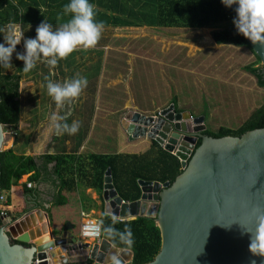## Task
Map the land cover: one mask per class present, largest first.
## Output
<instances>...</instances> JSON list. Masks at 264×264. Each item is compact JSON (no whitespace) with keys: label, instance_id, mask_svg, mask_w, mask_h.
<instances>
[{"label":"water","instance_id":"obj_1","mask_svg":"<svg viewBox=\"0 0 264 264\" xmlns=\"http://www.w3.org/2000/svg\"><path fill=\"white\" fill-rule=\"evenodd\" d=\"M235 7L230 8L235 12ZM245 39L264 68V45ZM122 127L129 140H155L177 156L182 167L173 182L139 179L140 197L133 201L118 195L111 169L105 171L104 213L120 220L151 217L160 230V250L144 264H264V256L249 251L250 234L244 230L254 226L257 212H264V127L239 136H208L203 133L204 116L177 112L173 103L155 115L131 110ZM4 131L0 121V152L11 138ZM47 208L44 203L36 208L37 214H46ZM22 218L11 223L0 219V264H34L35 259L48 256L53 264L58 247L71 262L79 256L91 264H112L105 258L110 252L105 240L102 251L98 244L92 252L87 250L89 244L77 250L74 235L53 236L46 228L23 232ZM72 228L67 222L65 230ZM117 258L120 264H128Z\"/></svg>","mask_w":264,"mask_h":264},{"label":"trees","instance_id":"obj_2","mask_svg":"<svg viewBox=\"0 0 264 264\" xmlns=\"http://www.w3.org/2000/svg\"><path fill=\"white\" fill-rule=\"evenodd\" d=\"M66 3L68 0H0V29H5L9 23H17L24 30L25 25L31 22L32 30L27 32L30 37L36 34V27L44 19L56 25L66 22L69 19L63 15ZM90 3L94 5L96 20L102 21L106 28L132 24L182 28L215 27L212 32L215 43L247 47L253 52L245 37L237 32L234 25L217 28L222 22L235 16V12L224 6L221 0H90ZM21 7L24 9L23 13L20 11ZM3 42V33H0V43ZM253 54L256 57L255 64L259 63L260 66L247 65L245 70L257 78L260 87H264V68L260 58L254 52ZM20 79V73L10 74L0 69V121L5 128L17 129L19 125ZM171 103H174L177 111H183L178 107L175 97ZM202 114L207 119L206 110ZM262 127L264 105L257 109L237 132L224 127L214 131L206 126L203 133L212 137L239 136L248 130ZM200 142L198 139L196 147ZM118 148L120 150L118 153L103 155L71 153L32 156L16 154L12 148L3 150L0 152L1 190H12L14 187L13 194L22 203L18 208H14V211L22 214L27 211L25 197L37 199L38 193L35 187L28 188L26 183L19 184L24 175H28L27 181L38 185L48 183L53 189L58 190L54 195L53 205L63 206L68 203L66 195L75 193L79 186L84 189H95L101 198L107 168L111 169L118 195L125 201L137 200L140 197L139 179L173 182L182 172L179 158L164 150L151 138L129 140L127 132L120 128ZM100 223L102 232L108 225H113L121 232L131 230L133 240L131 247L121 243L119 238H107L116 247L133 251V260L130 264L149 262L160 250L161 235L154 218L144 216L120 220L103 211ZM73 224L74 235L78 237L79 223ZM75 264H91V261Z\"/></svg>","mask_w":264,"mask_h":264},{"label":"rangeland","instance_id":"obj_3","mask_svg":"<svg viewBox=\"0 0 264 264\" xmlns=\"http://www.w3.org/2000/svg\"><path fill=\"white\" fill-rule=\"evenodd\" d=\"M20 11L23 13V7L20 8ZM234 17L222 22L217 28L234 25ZM49 23L52 24V22ZM52 25L55 28L59 24ZM32 26L33 24L29 22L25 25L24 30L21 28L24 31V37L35 38L36 34L30 37L27 34L32 30ZM215 29V27L146 29L159 32L156 35L158 36L157 40L160 39L161 46L164 47L161 50L159 45H156L155 49L142 48V46L146 47L147 44L153 43L154 39H152L150 31L140 32V28L135 27L134 24L123 26L117 30L114 27H105L98 45H107L110 69L122 72L120 77L113 79V82L110 81V86L112 85L117 90L110 89L109 96V100L112 101L109 102L113 119L117 122L121 121L124 115L131 110L143 115H155L158 110L169 106L172 97H175L178 107L183 112L188 111L193 117L204 116L202 112L206 110L207 119L204 116V123L211 130L217 131L224 127L237 132L249 121L252 114L264 105V87H260L257 78L245 70V66L255 64L256 57L253 52L247 47L230 43H215L212 37V32ZM141 36H146V38L139 39ZM153 37L155 38V36ZM117 47L120 48V51H117ZM16 51L24 52L23 40L16 46ZM78 52L83 53L84 50L80 49ZM101 52L103 51L101 50ZM143 52L148 55L151 53V56L148 59L140 58ZM159 52L160 55H158ZM75 54L79 55L76 51ZM112 58H120L119 63H111ZM132 60H136L137 63L140 61V65L143 67L147 60L156 61L151 66L153 67L152 71H145V74L140 76L137 74L139 66L134 64L135 61L132 63ZM67 62L68 60L64 59L58 63L57 67L61 69V73L54 71L56 68H50L47 64L42 65V62H39L41 66H38L42 72L36 87L38 92L39 90L44 92L41 96L42 100L47 94L43 88L44 83L49 80L61 82V77L64 76L68 79L70 74L68 71H63ZM147 62L149 64L150 61ZM11 63L13 68L4 71L10 74L19 73L23 61L16 59L15 52L12 55ZM255 66H260V64H255ZM127 69L130 70L129 73L127 71L128 74L124 72ZM117 76L114 75V77ZM110 77L113 76L110 74ZM33 80H36V77ZM21 82L22 76L20 90ZM87 83H89L88 79ZM23 86L24 89H27L26 91L31 92L35 87L31 82H26ZM119 87L121 91L117 93ZM144 88L148 90H142ZM130 89L135 91L131 92ZM130 93L138 95L131 97L128 95ZM116 94H119V98ZM47 97L50 96L44 98L50 105L53 100L51 97L48 100ZM126 101L127 103L122 105V102ZM10 130L11 128H5L6 136L10 135ZM8 147L9 144L6 142L2 149L6 150ZM95 214L98 217L101 216L100 210H97ZM112 252L114 251L112 250Z\"/></svg>","mask_w":264,"mask_h":264},{"label":"crops","instance_id":"obj_4","mask_svg":"<svg viewBox=\"0 0 264 264\" xmlns=\"http://www.w3.org/2000/svg\"><path fill=\"white\" fill-rule=\"evenodd\" d=\"M123 26L127 27L128 25H117L114 26V29L117 30ZM135 27L140 28V32L150 31L152 33L151 37L154 39V42L147 44L146 47L142 46V48L155 49L156 45H159L158 47H161V50L164 49V47L161 46L162 44L160 39L157 40L158 36L156 34L159 32L146 30L160 26L140 24L135 25ZM153 36H155L156 39ZM145 38L146 36H141L139 39ZM98 44L99 43H97L94 48L84 50L83 53L78 52L77 50L76 52L79 55L75 54L74 51L68 58H66L68 62L64 65L63 71H68L70 74L68 75V79L76 74H79L86 77L89 80V83H87V87L83 90L79 98L71 102H66L64 107L61 109L56 108L54 101H52V105L47 103V100L44 97L48 96V94H45L42 100L41 96L44 92H42V90H39V92L37 91L38 88L36 87V84L39 80L38 78L41 77L40 74L42 72V69L38 66L40 63L38 62L37 67L29 73L23 72L22 64L19 71L22 76V91L20 90L21 114L18 128L13 129L17 131L18 134L16 137L11 136L8 141L9 147L7 149L12 148L16 154L32 156H39L42 154L61 155L71 153H93L103 155L115 154L120 151L119 148L117 149V145L119 141L120 128L123 129L122 120L117 122L113 119V116L110 113L111 109L109 101L111 100H109V96L111 94L110 89H115L112 85L110 86V81L120 77L122 72L120 70L115 72L113 71V68L110 69V58L108 56L107 45L103 46ZM101 50L103 52H101ZM117 51H120L119 47H117ZM158 55H160V52ZM149 56H151V53L148 55L146 52H143L140 58L148 59ZM119 61L120 58L111 59V63L113 64H118ZM133 61H135V65L139 66L137 74L142 76L145 74V71H152L153 67L151 66H153V62L156 60H147L150 62L147 64L148 62L146 61L144 63L145 67L140 65V61L137 63L136 60H132V63ZM42 65H46V63H42ZM55 68L56 69H54V71L61 73V69L59 67ZM127 71L128 73L130 72L128 69L124 72L127 73ZM110 74L113 77H110ZM114 75L118 76L114 77ZM34 77H36V80H33ZM61 79V82L67 80L65 76L61 77ZM26 82H31L32 86H35L33 92L26 91L27 89L23 88V84ZM45 85L46 83H44L43 88L46 93L47 90ZM124 89H126L125 86ZM146 89L144 88L142 90ZM130 90H132L131 92L135 91L133 89ZM119 91H121L120 87L117 93H119ZM116 95L119 98V94ZM128 95L134 97L138 94L135 95L130 93ZM47 98L48 100L51 99L50 97ZM126 103L127 101L124 103L122 102V105ZM135 110L144 112L138 109ZM54 112L63 116L69 124L75 120L80 121L81 126L79 131L74 135L49 132L50 116ZM23 177L19 180V184L27 182L28 175H24ZM32 184V187L37 189V199L26 196L24 201L27 211H24L22 214H18L17 211H14V208L16 209L22 205L19 199H17V197L13 194L14 187L12 190L6 191L10 203L9 215L15 220H18L23 216L26 217V220L24 217L21 219L25 223L22 228L23 232L35 228H39L40 230L46 228L48 232L51 230L53 236H62L64 233L74 235L75 228L73 223L77 222L79 223V226L87 220H94L100 223V216L98 217L95 213L97 210H100V213L102 214L104 211V203L102 195L100 198L95 189H84L82 186H79L77 187L75 193L66 195L68 198V203L66 205L54 206L53 198L58 190L53 189L48 183H40L39 185L37 183ZM44 203L48 204L46 214H37L36 208H43ZM68 221L72 222L73 228L66 231L65 227L63 228V225ZM78 237H76V239ZM104 240L108 243V247H105V249L110 251L105 255L106 261L111 260V257L113 256H118L128 264L132 262L133 251L131 249L116 247L111 241L104 237V235L99 240H85L84 246L89 244V246H87V250L92 252L95 244H98V250L102 251L100 247ZM112 250L114 252H112ZM54 251L56 252L57 261L53 262V264H75L86 261L83 258L80 259L79 256H73L74 260L72 259L73 261L71 262V259H69L71 257L68 258L64 255L65 253L62 247L55 248Z\"/></svg>","mask_w":264,"mask_h":264},{"label":"clouds","instance_id":"obj_5","mask_svg":"<svg viewBox=\"0 0 264 264\" xmlns=\"http://www.w3.org/2000/svg\"><path fill=\"white\" fill-rule=\"evenodd\" d=\"M226 7H235L233 24L237 32L248 38L254 44L264 45V0H221ZM63 15L69 19L53 27L43 20L35 29V38L24 37V31L17 24H8L3 33V43H0V69H12V55L23 61L24 73L31 72L38 62L46 63L50 68L57 67L61 60L66 59L74 51L94 48L104 31V23L96 20V11L90 0H68L63 7ZM23 40L24 52H17L16 46ZM47 94L54 101L56 108L61 109L66 102L80 97L87 87V78L76 74L63 82L47 81ZM80 121L71 124L56 112L50 116L49 132L74 135L79 131ZM115 222H113L114 225ZM113 225L103 228L106 238H119L120 242L131 247L132 233L130 229L121 232ZM250 234L249 251L264 256V212H257L254 226L244 228ZM112 264H120L117 257H111ZM254 264V262H253Z\"/></svg>","mask_w":264,"mask_h":264},{"label":"built area","instance_id":"obj_6","mask_svg":"<svg viewBox=\"0 0 264 264\" xmlns=\"http://www.w3.org/2000/svg\"><path fill=\"white\" fill-rule=\"evenodd\" d=\"M10 136L16 137L18 132L11 129L10 130ZM32 182L27 181L26 186L28 188L32 187ZM9 199L8 194L6 191L0 192V219L1 220H8L9 223L14 222L15 219H13L9 215ZM79 237L76 239L75 247L76 249H82L84 247V241L93 239V240H99L103 236L101 224L94 220H87L86 222L82 223L80 225V231H79ZM47 261L48 264L51 262V258L48 256L43 260L35 259L34 264H40L42 261Z\"/></svg>","mask_w":264,"mask_h":264},{"label":"flooded vegetation","instance_id":"obj_7","mask_svg":"<svg viewBox=\"0 0 264 264\" xmlns=\"http://www.w3.org/2000/svg\"><path fill=\"white\" fill-rule=\"evenodd\" d=\"M171 104V103H170ZM174 104V103H173ZM174 107H175V105H174ZM175 110H176V108H175ZM177 111V110H176ZM177 112H183V111H177Z\"/></svg>","mask_w":264,"mask_h":264}]
</instances>
